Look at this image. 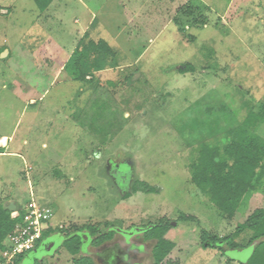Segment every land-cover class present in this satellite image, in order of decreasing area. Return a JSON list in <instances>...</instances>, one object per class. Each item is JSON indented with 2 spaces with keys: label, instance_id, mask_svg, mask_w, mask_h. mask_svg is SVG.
<instances>
[{
  "label": "rangeland",
  "instance_id": "obj_1",
  "mask_svg": "<svg viewBox=\"0 0 264 264\" xmlns=\"http://www.w3.org/2000/svg\"><path fill=\"white\" fill-rule=\"evenodd\" d=\"M89 41L112 53L75 81L66 66ZM263 111L264 0H54L43 12L0 0V136L11 138L0 200L50 209L54 229L132 232L129 245L117 232L97 248L84 232L81 255L96 264H154L144 234L162 220L172 262L247 263L257 242L234 232L264 209V177L227 218L192 184L191 165ZM255 131L264 139V117ZM204 231L242 248H202ZM56 235L22 264H73Z\"/></svg>",
  "mask_w": 264,
  "mask_h": 264
},
{
  "label": "trees",
  "instance_id": "obj_2",
  "mask_svg": "<svg viewBox=\"0 0 264 264\" xmlns=\"http://www.w3.org/2000/svg\"><path fill=\"white\" fill-rule=\"evenodd\" d=\"M33 1L43 12L54 0ZM100 53H112L106 42L81 43L66 66L73 80L85 81L87 76L94 71L104 70V63L97 57ZM263 117L264 111L259 114L249 113L243 125L229 131L227 144L221 147L203 144L197 160L191 165L192 184L207 196L218 211L227 218H233L236 215L243 198L249 191L254 190L264 177V139L255 131L257 122ZM2 141L6 144L7 139H2ZM2 151L3 149L0 148V152ZM139 185L138 181L132 184L133 193L139 190ZM149 191L154 192L155 190L149 189ZM124 197L129 198L130 193H126ZM20 221V217L12 218V212L5 207V202L0 200V257L7 249L8 235L13 232ZM172 228L170 221L162 220L158 224H150L145 231L144 240L155 241L152 249L154 264H178L168 259L176 248V244L166 236ZM246 231L252 232L249 245L255 242L257 244L253 246V255L245 264H264V209H258L247 216L242 223L238 224L234 234L240 236ZM84 232L89 233L93 238L91 246L96 248L113 240L117 234L114 229L98 232L96 226L71 227L67 231L66 229L49 228L43 233L42 240L59 234L63 238L62 247L73 256V264H96L92 257L81 255L85 244L82 239ZM39 245L40 243L37 248ZM201 245L205 249L221 246L231 249L242 248L232 235L218 238L206 231L201 235ZM28 255H19L13 264H22Z\"/></svg>",
  "mask_w": 264,
  "mask_h": 264
},
{
  "label": "built area",
  "instance_id": "obj_3",
  "mask_svg": "<svg viewBox=\"0 0 264 264\" xmlns=\"http://www.w3.org/2000/svg\"><path fill=\"white\" fill-rule=\"evenodd\" d=\"M18 217L21 221L7 237V249L1 254L0 264H13L19 255H30L47 240H42L43 233L52 228L50 224L52 219L51 210L39 206L34 201L24 207H17V210L12 212V218ZM39 243L40 245L37 248Z\"/></svg>",
  "mask_w": 264,
  "mask_h": 264
},
{
  "label": "crops",
  "instance_id": "obj_4",
  "mask_svg": "<svg viewBox=\"0 0 264 264\" xmlns=\"http://www.w3.org/2000/svg\"><path fill=\"white\" fill-rule=\"evenodd\" d=\"M2 139H7V141H6V144H3L2 142ZM10 144H11V138L10 137H8L7 135H2V136H0V148L1 149H3V151L2 152H0V157L1 156H4L6 153H7V150L9 149V147H10ZM10 202H12V200H10L8 203H10ZM6 205V204H5ZM120 235L121 236H123L124 238H125V236H127V235H123V234H121L120 233ZM62 238V237H61ZM124 242H125V244H130L129 243V241H127V239L125 238L124 239ZM112 246V245H111ZM86 244H84V246H83V249H82V253H84V251L86 250ZM110 248V247H109ZM84 256H86V255H84ZM87 256H90V255H87ZM118 258H120L119 257V255H115V257L112 259L113 260V262H116V260L118 259ZM119 264L121 263V259L119 260V262H118ZM122 263H124V262H122ZM139 264V263H138Z\"/></svg>",
  "mask_w": 264,
  "mask_h": 264
},
{
  "label": "water",
  "instance_id": "obj_5",
  "mask_svg": "<svg viewBox=\"0 0 264 264\" xmlns=\"http://www.w3.org/2000/svg\"><path fill=\"white\" fill-rule=\"evenodd\" d=\"M10 212H15L17 210V207L15 205V203L11 202L8 206H5ZM118 233H121L123 235H133L132 232L131 233H123L121 232L120 230H116ZM82 239L83 241H85L87 239V236L86 235H82ZM54 246V244L52 245H49L47 242H44L40 248H43V250L49 252L51 251V248ZM40 248H38L37 250H39ZM36 250V251H37ZM35 251V252H36Z\"/></svg>",
  "mask_w": 264,
  "mask_h": 264
},
{
  "label": "flooded vegetation",
  "instance_id": "obj_6",
  "mask_svg": "<svg viewBox=\"0 0 264 264\" xmlns=\"http://www.w3.org/2000/svg\"><path fill=\"white\" fill-rule=\"evenodd\" d=\"M109 168L112 169V166L109 165ZM117 168H119V165H118V164H117ZM56 236H57V235H56ZM58 237H60V236H58ZM36 250H37V249H35V251H36ZM118 260H120V259H117L116 262H119ZM118 264H119V263H118Z\"/></svg>",
  "mask_w": 264,
  "mask_h": 264
}]
</instances>
